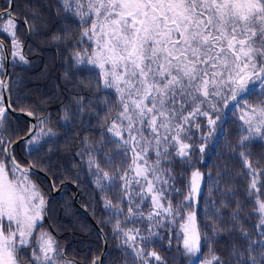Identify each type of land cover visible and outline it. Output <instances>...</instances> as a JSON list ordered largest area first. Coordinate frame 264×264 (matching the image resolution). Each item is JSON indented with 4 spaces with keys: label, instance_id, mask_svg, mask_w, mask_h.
<instances>
[{
    "label": "snow or ice",
    "instance_id": "1",
    "mask_svg": "<svg viewBox=\"0 0 264 264\" xmlns=\"http://www.w3.org/2000/svg\"><path fill=\"white\" fill-rule=\"evenodd\" d=\"M0 37V264H79L44 228L51 205L32 178L65 183L58 151L71 152L77 190L88 177L84 208L102 205L125 264H168L173 247L189 264H264V155L250 150L264 145V0H56L26 13L4 0ZM33 37L67 54L55 125L13 99L5 65H28ZM229 123L239 168L213 176L199 165ZM20 145L35 159L18 160Z\"/></svg>",
    "mask_w": 264,
    "mask_h": 264
},
{
    "label": "trees",
    "instance_id": "2",
    "mask_svg": "<svg viewBox=\"0 0 264 264\" xmlns=\"http://www.w3.org/2000/svg\"><path fill=\"white\" fill-rule=\"evenodd\" d=\"M3 2L4 0H0V6H3ZM37 2L45 6L46 9L50 8L51 11H55L56 0H15L16 11L17 13H26L27 5ZM54 23L56 22L54 21ZM23 34L24 29L23 25H21V35L23 36ZM5 42L7 43V41ZM25 43L32 48L30 54L27 52V47L25 49L30 63L28 65L17 64L10 66L9 70V76L13 82V99H15L16 93L19 92L28 101L39 103L41 108L47 109L53 114V124L55 125L56 120L61 116L60 108L63 104L67 103V96L69 95L68 92L64 91L63 78L67 54L63 53L54 44L45 42L42 38L33 37L26 40ZM16 81H21V83L17 84L15 83ZM251 99L255 101L256 97L253 96ZM21 123H24V121H21ZM232 128L233 125L229 123L225 129L224 140L218 141L215 152H209L203 163L199 165L202 171L210 172L215 176L217 171L225 165H227L230 172L239 168L238 164L227 159L225 140L231 133ZM232 138L235 139L234 136ZM62 147L63 145L59 143L56 145L58 149ZM250 150L257 159L264 155V145L260 143H256ZM15 155L21 162H30L35 159V156L27 154L23 145L16 148ZM51 159L54 166V175L64 177L65 183L61 186V189H63L62 193L49 200L51 205L49 219L45 221L44 228L49 229V226L53 228L54 235H56L61 246L68 250L69 259L76 256L79 258V264H87L89 256L100 254L101 241L91 222L74 205L72 196L75 194V191H78L77 201L83 207L89 203L92 197L90 196L91 188L86 183L88 177L84 173H81L79 180L81 187L77 190L71 182L76 178L78 171V169L73 167L71 152L58 151ZM65 169H67L66 176ZM49 177L51 180L53 179L52 176ZM32 178L39 182L49 195L50 188L48 181L36 173L33 174ZM57 186H59V183H57ZM86 210L97 222L106 237L107 246L104 264H125L124 254L117 247L119 242L113 238L110 229L102 223L108 218L102 205L92 203L91 207ZM199 214L203 215L202 210H200ZM217 247L222 253H225L226 240H221ZM161 255L168 260V264H189L187 258L176 252L175 247L168 251H162Z\"/></svg>",
    "mask_w": 264,
    "mask_h": 264
},
{
    "label": "water",
    "instance_id": "3",
    "mask_svg": "<svg viewBox=\"0 0 264 264\" xmlns=\"http://www.w3.org/2000/svg\"><path fill=\"white\" fill-rule=\"evenodd\" d=\"M5 67L8 70V76H9L10 66L6 64ZM34 173H36V174L42 176L43 178H45L48 181V184H49V181L51 180V178L48 175H46L45 172H42L39 169H36ZM72 185H73L74 188H76L74 184H72ZM60 186H62V184H59V186L56 187L57 188V191H55V192H52L50 190V193L48 195L49 200L51 198L56 197L58 194H60L62 192V190L60 189ZM72 198H73L74 205L78 208V210L80 211V213L91 222V224L93 225V227L95 228L96 232L98 233V235L100 237V241H101V251H100V254L99 255L106 254L107 241H106L105 235H104V238L103 239L101 238V233H102L101 228L98 226L97 222L90 216V214L88 213V211L77 201V198H78V192L77 191L75 192V194H74V196ZM49 228H50V226H49ZM51 230L54 231L52 227H51Z\"/></svg>",
    "mask_w": 264,
    "mask_h": 264
}]
</instances>
